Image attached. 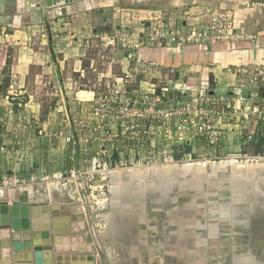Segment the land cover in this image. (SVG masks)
<instances>
[{
  "label": "rangeland",
  "instance_id": "374dc122",
  "mask_svg": "<svg viewBox=\"0 0 264 264\" xmlns=\"http://www.w3.org/2000/svg\"><path fill=\"white\" fill-rule=\"evenodd\" d=\"M61 13L38 20L0 18V190L33 186L36 200L66 210L58 221L71 229L63 244L57 238L45 263L70 264L73 246L83 249L75 252L81 256L93 255L92 239L98 236L112 264H264V195L260 202L255 195L264 194V58L223 67L235 84L217 85L211 74L203 97L195 87L202 71L218 67L211 52L231 54L224 48L229 41L237 50L241 39L264 38V0H192L153 15L147 7L116 4ZM183 20L189 22L186 32L196 27L203 36L167 45L183 48L187 56L169 64L147 55L159 46L144 34L151 23L158 28ZM117 31L120 38L112 43L106 35ZM83 90L93 91V99ZM163 93L164 103L158 102ZM127 96L149 103L126 110L121 105ZM184 101L197 111L180 117L196 137L188 142L178 141L174 132L169 137L176 122L161 116L168 104L182 109L178 103ZM119 110L133 115L118 123L112 115ZM143 117L152 120L149 134L143 133ZM163 173L176 179L167 180L172 187L164 196L148 189L155 190ZM250 196L258 202L255 216L248 210L231 213L248 206ZM224 202L228 211H219ZM72 215L78 217L75 227ZM55 217L41 230L48 235L45 245ZM232 217L238 226L230 225ZM85 231L90 242L84 241Z\"/></svg>",
  "mask_w": 264,
  "mask_h": 264
},
{
  "label": "crops",
  "instance_id": "0c3cea01",
  "mask_svg": "<svg viewBox=\"0 0 264 264\" xmlns=\"http://www.w3.org/2000/svg\"><path fill=\"white\" fill-rule=\"evenodd\" d=\"M192 0H76L74 2H70L67 4H58L56 6L47 7L46 13L44 12L42 0H0V18H10L14 17L15 19H21V20H27L30 18V16L36 17V19H43L46 16H49V13L53 12L56 14H62L61 12H69V14L74 13H87L95 9H99L100 7H105L107 5H114L116 4V7L122 8L124 6L130 7L132 10L142 11L144 10V7H147L150 14H159L162 10H168L172 7L180 6L183 4L191 3ZM34 3L36 5H34ZM124 5V6H123ZM63 11H60L62 10ZM150 9V10H149ZM50 10V11H49ZM154 16H152L153 18ZM151 18V17H149ZM141 22H146L142 21ZM188 21L183 20V22L175 21L174 25L182 31H185L188 25ZM160 24V23H159ZM145 26V25H144ZM119 32V31H117ZM49 41L52 42L53 38L52 35H48ZM239 40V39H237ZM76 44L79 43L74 41ZM238 44H241V49H234L235 43L234 42H227L225 43L226 49H232L233 52L231 54L225 53V54H219L216 50L215 52H211L214 56L213 58L217 62L218 67H215L214 69H206V71H202V75L200 76L201 82L199 85H196L197 88H207L205 87L207 82H209V75L214 76V81L217 85L226 84L229 82V84H235V77L234 74L229 72L226 73L223 69V67L229 66L231 69L232 65H245L249 63L256 62L257 60H263L264 53L261 49L264 48V38H257L255 39H244L242 41H239ZM193 48H196V46L192 45ZM70 48V47H69ZM191 49L193 52L190 54L192 57L196 58V49ZM217 49V47L215 48ZM136 52H138V49H135ZM195 51V52H194ZM157 56L158 58H163L164 60H167L169 64L173 62H178L183 58V56H187V53H184V49L181 47L176 46H170V45H164V46H155L154 49H150L147 52V55ZM204 55L208 56L211 55L208 53L203 52ZM189 56V55H188ZM210 57L209 59H211ZM215 62V64H216ZM196 67V65H195ZM212 70V71H211ZM180 77L177 78L176 81H178V85H182ZM83 92L92 94V99L95 96L93 91L90 90H83ZM88 96V95H87ZM186 96V95H185ZM184 96V97H185ZM83 99V98H82ZM85 100V99H84ZM238 145H242L241 139L239 141ZM32 183H28L26 185H31ZM23 184H17L13 187H3V189L0 190V201H8L11 203L12 201H23V202H35L38 201L33 195V186L22 187ZM24 190L25 193L24 194ZM31 192V193H29ZM40 201V200H39ZM32 213L31 223L32 227H30L31 230L34 231L33 237L34 241L32 243H26L24 241L15 243L13 248H4L0 247V252L2 253V264H41L45 263V261L49 258L47 254L50 255L54 251L55 245H53V249L51 251L44 250L42 246V242L44 246L48 243L45 238L48 239L47 233L42 232L41 230L44 229L46 224L48 223V219L50 220L49 215L46 214V210L39 209L37 207H32V210H30ZM48 212V211H47ZM66 211L60 210V213L63 214ZM6 216L8 218L7 214H3L0 212V222L3 221L2 218ZM46 221V222H45ZM25 229V228H22ZM115 231V229H113ZM6 232V233H5ZM9 231L6 230H0V240L3 241L6 238H9V234L7 233ZM38 232V233H37ZM43 233V234H42ZM50 243V241H49ZM80 245V244H79ZM81 246V245H80ZM78 249V248H77ZM81 249V248H79ZM78 249L77 252L80 250ZM76 251H73V254ZM79 255V254H78ZM36 261V262H34Z\"/></svg>",
  "mask_w": 264,
  "mask_h": 264
},
{
  "label": "water",
  "instance_id": "95a60500",
  "mask_svg": "<svg viewBox=\"0 0 264 264\" xmlns=\"http://www.w3.org/2000/svg\"><path fill=\"white\" fill-rule=\"evenodd\" d=\"M74 1H76V0H42V4H43L42 9L45 12L47 7L56 6V5L61 4V3L67 4L70 2H74ZM75 169L78 170L77 161H76ZM162 175H165L164 178H163V176H161L162 181L156 182V184L153 183V185H152L155 187V190H152L151 187H148V189H149V191L164 192V193H159V194H162L164 196V194L167 195V193H168L167 191L171 190V187H172V186H170V182L167 180H170V181L176 183V179L174 176H171V175L168 176V173L167 174L163 173ZM135 177H137V175L133 176V178H135ZM78 181L81 184L83 183L81 178L78 179ZM239 187H240V189H237V188L236 189L241 190L243 192L242 195H244L245 197L248 198V193H247L246 188L244 186H239ZM255 195H257L259 202L264 199V197H263V199H261V197L264 195L262 193H256ZM82 196H84V195L82 194ZM83 198H85V197H83ZM139 198L142 199L143 196L139 195L138 199ZM254 200H256L255 196L254 197L250 196L249 202L246 201L248 203L247 204L248 206L241 208V209H236V208L232 209L231 213H232V211L244 210L245 214H248L250 212L251 217L255 216V212L258 211V209L256 208V205L258 204V202L256 200L255 205H253L252 202ZM135 201H137V200H135ZM263 201L261 202L262 207L264 206ZM226 205L227 204L225 202H224V205L221 204V206L223 208L221 210L219 209V211H228V209H227L228 207ZM32 207H37L39 209H42V212H43V210H46V214L49 215V217H51L52 215H55L56 216L55 218H58L59 215H62V213H60V210L57 209L58 207L56 205H55V208L52 207L51 203H49L48 201H44V202L43 201H35V202L12 201L11 203H9L7 200L6 201H0V212L8 215V218L6 216H4L2 218L3 221L0 222V230H6L7 229V231H9V232H7L9 234V238L4 239L3 241L0 240V247H4V248H11L12 247L13 248V246H15L14 245L15 243H18L21 241H24L26 243H32L34 241V237H33L34 231L30 229V227H32V223H31L32 213L30 212V210H32ZM60 208H61V205H60ZM63 214H66V212L65 213L63 212ZM251 217H249L248 220L242 221L241 227L248 225V223L251 221ZM72 219L75 220V223H73L71 226L72 227L77 226L76 221L78 220V217L76 215H72ZM234 219L235 218L230 220V225L233 224L235 226H238L236 220H234ZM58 220H60V219L59 218L57 219V222L53 224L52 231L49 232L50 245H46V246L42 247L46 251H51L53 249V245H55L57 238H60V242L62 241L60 244H63V241H66V239H67L66 238L67 236H64V234L70 233V230H71L69 227L70 225H66L64 223L61 224ZM89 224L92 225V228L95 230V226L92 222V219H89ZM67 226H68V228L65 229V227H67ZM62 227L64 228L63 231H61V229H60ZM22 228H25V229H22ZM83 235H84V239H85L84 241H87V242L91 241V237H89L87 231H85V234L83 233ZM92 241L94 242V248H95L94 254L88 255V256H83V255L78 256V254H72L73 257H72V261L70 264H112L110 259L107 256L106 250L102 244L100 237L97 236V238H95L94 240L92 239ZM81 246H83V243H81ZM75 247L76 246L71 247L72 251H77V249ZM63 249H64V247H63ZM80 251L84 252L83 249ZM97 254L99 255L98 258L95 256ZM1 259H2V253L0 252V264H2ZM129 260L130 259L128 258V261ZM64 264H69V262L68 261L64 262Z\"/></svg>",
  "mask_w": 264,
  "mask_h": 264
},
{
  "label": "built area",
  "instance_id": "2783aa9c",
  "mask_svg": "<svg viewBox=\"0 0 264 264\" xmlns=\"http://www.w3.org/2000/svg\"><path fill=\"white\" fill-rule=\"evenodd\" d=\"M36 5V4H34ZM154 23V22H153ZM154 25V24H153ZM155 25L156 22H155ZM213 29L216 28V26H213L212 27ZM150 32V33H148ZM145 36L147 37V39L149 40H153V42H155V40L157 41V44L159 46H162V45H167L168 43H184L186 41H196V40H199V37L203 36V33L202 31H196V27L195 28H189V30L186 32V31H182V30H179L175 25H167L165 22H162V24L159 25L158 28L152 26V23H151V27H148V29L144 32ZM206 35V33H205ZM107 38H109V40L113 43L115 42L117 39H119V32H115L111 35H106ZM216 38H219V36L217 35ZM214 40V39H213ZM213 40L210 41V43H213ZM209 43V44H210ZM151 64H154V62H151ZM121 81L123 80V77L119 78ZM125 83H123L122 81V85L121 86H124ZM202 89V90H201ZM205 88H198L196 89L199 93H200V96L203 97L204 96V90ZM206 90V89H205ZM115 96L116 97H119L120 96V89H118L115 93ZM166 97L165 93L163 94H158L157 95V101L158 102H161V103H164V98ZM14 98V97H13ZM239 101H243V98L240 97L239 98ZM114 102V108L116 107H119L115 102L116 101H113ZM147 103H149V100L147 98H144V99H139L138 97H129L127 96L126 98V103L125 105H121L123 106L126 110H129L130 107H135L137 106L138 104L140 105H146ZM182 103H184L182 105ZM179 102L178 104L181 106L182 109H179L178 107H174L175 104H168L167 107H170L169 109H166L162 112V117L166 120H168L169 122H176L173 129L169 131V137H172L173 135V132L176 134V137L178 139V141H191L193 139H195V135H194V138L190 135L189 131H187V129H185V125H187V122L185 121L184 123L182 122H179L181 120L180 117H185V115H189L191 116L190 114L192 115H196V106L194 105H191V103L189 101H184V102ZM107 106H109L111 109H113L112 105L111 104H108ZM229 106V105H228ZM174 107V109H173ZM124 111V110H122ZM125 112V111H124ZM184 114V115H182ZM133 113L131 114H127L126 115H123V114H120V110L114 115H112V119L113 120H117V119H120V121L118 123H126L127 120H122L121 118H124L125 116L128 117V116H132ZM136 115L138 117H141V116H144L142 114H139V113H136ZM187 116L188 119H190L191 122H196V119H192V117H189ZM144 120H143V123H144V132L145 134H149V131L147 130L148 129V123H149V126L151 127V122L152 120H149L147 121V117H143ZM139 120V119H138ZM128 121H131V120H128ZM207 121L209 122V120L207 119ZM172 125V124H171ZM195 125V124H194ZM123 130V128H121V131ZM135 130L134 129H129L127 130L125 133H127L128 131L130 132H133ZM186 131V132H185ZM124 133V134H125ZM142 133V134H143ZM185 133V135H184ZM141 135V133L139 134ZM138 135V136H139ZM66 137V136H65ZM140 137V136H139ZM133 138H135V136H133ZM67 139L68 141L72 140L73 139V135L71 134H68L67 136ZM132 139L129 138L128 141H131ZM4 147L2 146L1 147V150H3ZM120 149H118L117 152H119ZM188 157H191V154H188Z\"/></svg>",
  "mask_w": 264,
  "mask_h": 264
},
{
  "label": "bare ground",
  "instance_id": "6f19581e",
  "mask_svg": "<svg viewBox=\"0 0 264 264\" xmlns=\"http://www.w3.org/2000/svg\"><path fill=\"white\" fill-rule=\"evenodd\" d=\"M189 164V163H188ZM191 165V164H190ZM220 167H221V169L222 168H224V163H221V164H218ZM229 165H233L234 166V164H229ZM261 165V164H260ZM218 166V167H219ZM236 166V165H235ZM238 166V165H237ZM253 166V165H252ZM198 168H202V167H204L202 164H198V166H197ZM139 168H141V167H139ZM136 170L138 169V167L137 168H135ZM142 169V168H141ZM161 169V168H160ZM204 169V168H203ZM247 169V168H246ZM257 168H255V170H256ZM138 170H140V169H138ZM157 170V169H156ZM201 169H198V170H196L195 169V171H196V173H200L199 171H200ZM258 170V169H257ZM115 171V170H114ZM118 172H121V171H116V173H118ZM248 173V172H247ZM252 173V172H251ZM260 173V172H259ZM263 174V173H262ZM257 175V174H256ZM259 175V174H258ZM251 177V176H250ZM258 178H260V177H258ZM260 180V179H259ZM261 181V180H260ZM264 183V182H263ZM51 184V183H50ZM55 185V184H54ZM54 187V186H53ZM49 188V187H48ZM260 189V188H259ZM50 191V190H49ZM263 191V190H262ZM258 192H260V191H258ZM256 199V198H255ZM117 206H120V208L122 207V205H117ZM125 207H127V206H125ZM124 207V208H125ZM248 216V215H247ZM242 221V219H240L239 220V222H241ZM155 247V246H154ZM246 261V260H245Z\"/></svg>",
  "mask_w": 264,
  "mask_h": 264
},
{
  "label": "flooded vegetation",
  "instance_id": "af4514ba",
  "mask_svg": "<svg viewBox=\"0 0 264 264\" xmlns=\"http://www.w3.org/2000/svg\"><path fill=\"white\" fill-rule=\"evenodd\" d=\"M247 248H250L249 246H247Z\"/></svg>",
  "mask_w": 264,
  "mask_h": 264
}]
</instances>
